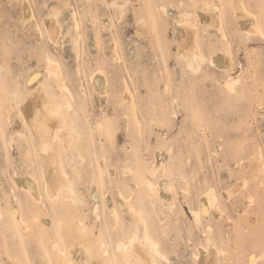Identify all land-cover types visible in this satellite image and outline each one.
I'll list each match as a JSON object with an SVG mask.
<instances>
[{
	"label": "rangeland",
	"instance_id": "1",
	"mask_svg": "<svg viewBox=\"0 0 264 264\" xmlns=\"http://www.w3.org/2000/svg\"><path fill=\"white\" fill-rule=\"evenodd\" d=\"M114 1L118 14L108 0H0V264H62L60 250L89 264L78 218L108 264H121L118 241L144 229L157 264H196L207 238L219 264H264V0ZM50 14L57 43L45 30ZM182 15L193 17L183 19L203 56L195 71L179 56ZM244 18L254 31L241 28ZM219 50L229 68L211 60ZM48 58L67 91L55 87ZM37 82L50 100L66 99L81 140L60 156L75 199L47 193L17 106Z\"/></svg>",
	"mask_w": 264,
	"mask_h": 264
},
{
	"label": "bare ground",
	"instance_id": "2",
	"mask_svg": "<svg viewBox=\"0 0 264 264\" xmlns=\"http://www.w3.org/2000/svg\"><path fill=\"white\" fill-rule=\"evenodd\" d=\"M108 3H110L113 6V12L115 14H118L120 11V8L118 7L119 5L115 7L116 3L114 0H108ZM206 4H208V3H206ZM209 6H211V5L209 4L208 7ZM164 10H166V9H164ZM208 11H211V10H208ZM71 12L73 13V11H71ZM243 14H244V16H246L245 13H243ZM47 16H48V14H47ZM182 16L183 17L180 16V18H178L174 22V27H175L174 29L176 31L177 38H178V41H177L178 46L177 47H178V51L180 53L179 56H181L183 59L186 57L185 59H186L187 65L191 69H193V71H195V70H197V67L195 69V66H197V64H198V68H199V66L201 65V64L199 65V63L196 64V62H195V59L200 60L199 58L197 59V55L200 56V54H197V51L199 50V48L196 47L197 49H195V46L198 45V44H196L197 41L194 43L196 45L193 44L194 35L197 32L194 31V35H193L192 29L188 24L190 23L192 25L194 23H192L191 20H189L187 23L186 20L189 17L185 16L186 17L185 18L184 15H182ZM252 16H250V17H252ZM190 17L193 20V17L191 15H190ZM183 18H185L186 20ZM191 18H189V19H191ZM201 19H203V18H201ZM205 20H206V17H205ZM246 20H248V19L246 18L245 20H242V22L240 23L241 28H243L247 32H249L250 30L254 31L250 25L252 23H249ZM34 21L36 23L35 19H34ZM250 22H252V21H250ZM57 24H59V23H57ZM57 24H56L55 20L53 19L52 15L44 20V25H45V30L47 32V35H48L49 39L53 42L57 41L56 35L58 33H60L59 32L60 30H58V33L56 34V30L58 28ZM196 27H197V25H196ZM254 28H255V26H254ZM37 29H38V27H37ZM226 48H228V47H226ZM224 50H226V49H224ZM221 51H223V50H221ZM221 51H220V53L214 54V56L212 54L211 60L213 62H216V64H218L222 68H229L231 65L230 54L228 51H225V52H221ZM200 57H203V56H200ZM47 61H48L47 70H48L49 75H51L54 78L55 87L57 89H59L60 91L63 88H64V90H66V88H65L66 85L64 84L63 77L61 76L60 67L51 58H48ZM34 80H35V78L29 80V83L31 84ZM234 82L235 81H226V85L228 86V88L232 89ZM43 84H44V82L43 83L39 82L35 87H33L29 91V93L27 94L25 101L23 103H19L17 106H18V109L24 114V123L29 127L32 135L34 136V138L37 141L38 150H39L40 156L42 157V161H43L42 169H43L44 184H45L47 193L54 200H57L59 196L61 197V195L62 196L64 195L63 197L66 196L67 198L75 199L77 195L75 196V193L74 192H73L74 194L72 193V189H71V191H70V189H68L69 184H67V179L65 178L66 177L65 173H64L65 171H64L63 166L61 164L62 159L60 158V156L62 154L61 153V147L66 149V150L67 149L69 150V148L72 145H74V144L76 145V143H78L77 145H79L81 140L79 141V138H78L79 135L77 136V134L75 133V128L72 125L71 119H69V117H67V115H68L67 114V112H68L67 108L69 107V105H68L66 99L64 100L62 98L61 100L59 99L60 100L59 101V100H55V98H54V100L53 99L50 100L48 90L46 89L47 87H45L44 86L45 84L44 85ZM128 100H130V99H128ZM15 124H20L22 126L24 125L21 121L18 120V118L16 119ZM66 131L69 132V134L71 135V139L66 137V135H67V134H65ZM77 149H78V155L77 156H79L80 159L82 158V160H83L85 158V155H86L84 150H82L83 148L79 147ZM68 152H70V151H68ZM252 167H254V166H252ZM153 168H156V167H153ZM249 168H250V166L247 169H249ZM152 171L154 172V170H152ZM250 171H252V170H250ZM47 174H48V176H47ZM247 175H249V176H247ZM244 176H245V173H244ZM248 177H250L249 173L246 174L245 178L247 179ZM29 181H31V180H29ZM159 183H161V182H159ZM26 184L24 185V187L26 186ZM149 186H150V184H149ZM158 187H160V186H158ZM151 188H152V186H151ZM156 189L158 190L160 188H156ZM29 190H30V186H29ZM34 195H36V194L34 193ZM207 195H209V194H207ZM213 196H214V194H213ZM210 197H211V195H210ZM210 197L209 196L202 197V200L199 202L200 212H202L204 215L208 214V211H209L208 207L211 204H213L210 201ZM200 212L199 211L193 212L196 221H198V217H199ZM112 215H113V213H112ZM82 220L83 219H79V218H78V220H75V222H76L75 234H77V237L79 238V243H80L83 251L89 255V257L91 259L90 263L95 264V258L97 256L99 258V256H100V258L101 257L103 258L104 263L108 264V262L105 261L107 250L104 246L103 241L100 240L98 237H94V233H92V231L88 230V227H86L84 225ZM143 231H144L143 237H140L141 239L139 238V235L137 233H134L133 235L128 237L127 241H118V243H117L118 248L117 249H119V251H121V257H120L121 264H157L156 261L155 262L150 261L152 258L148 259L149 257L153 256V253H154L153 251H155V253L159 252L157 250V245L153 241H150L149 235H148L146 229H144ZM216 250L217 249H215L213 247V245L211 244V240L207 238L205 244L200 245V247L198 248V252L195 255V263L196 264H216V263H218L217 262L218 260L216 257ZM60 251H61V253L59 255H61L62 264H72L73 261L70 257V252L69 251L63 252L62 250H60ZM151 252H153V253H151ZM150 253L152 255H150ZM148 255H150V256L148 257ZM156 255H158V254H156ZM153 258H154V256H153ZM100 261H102V260H100ZM110 263H112V261H110Z\"/></svg>",
	"mask_w": 264,
	"mask_h": 264
}]
</instances>
